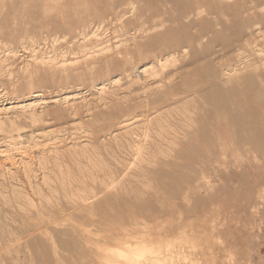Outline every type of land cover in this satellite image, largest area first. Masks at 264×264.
<instances>
[{"label": "bare ground", "instance_id": "obj_1", "mask_svg": "<svg viewBox=\"0 0 264 264\" xmlns=\"http://www.w3.org/2000/svg\"><path fill=\"white\" fill-rule=\"evenodd\" d=\"M91 1L94 2L93 4L100 2V0ZM50 2L52 3L48 4V2V5H45V8L43 7L44 11L47 13L45 14L47 15V21L44 22L41 26L51 25L52 23L56 24L57 26L59 25L58 27L62 29L59 34L64 37L65 45L67 43V45L71 46L70 48L74 46L76 48V51H65L69 56L72 55L70 57H68L65 52H60L61 56L59 57H48L49 59H45L42 56L44 59L39 58V61H35V64H38L36 65L37 68L35 69L39 68L40 71L41 68L45 71V73L48 75V79H45V81H48L52 84V87H54L53 89L57 90L56 93H58L59 91L64 92L63 90L65 88L62 85L63 82L75 83L76 81H80L78 85L74 84L77 85L78 88V90L76 89V91L80 92L73 94L72 96L71 94L73 92L69 96H61V92H59L60 95L53 94L54 96H49L43 90H36L31 92L34 94V96H28L30 98L22 103H19L21 101H17L18 98L16 96L13 98H7L8 101L11 100L14 104L12 103V107H10L9 109H0V112H15V117L13 115V118L10 117V120V118L7 116L8 120L6 119L7 122H9V127L11 128V130H6V127H4L5 124H2V122H0V132H5L3 133L4 144L2 145V149H4L0 150V169H3V171L4 169L5 171L7 170L10 173V176L14 177L17 182H21V186L25 191H38L39 188L41 189L40 184L42 182V185L48 186V183L46 182L47 180L44 177H46L48 173L53 172L54 168L58 165L57 162L60 161L64 157V155L67 154V152L71 151L75 154H86L89 152H94V154L96 153L100 156L101 151H103L107 156L119 155L118 158H120L121 160L120 162H118V164H116L118 167H120L118 170H120L123 175L132 177H147L148 175L151 177H155L156 179H164L163 181H165V178L175 176L169 173L172 170H170L169 172L168 170H166L167 168L174 170V162L162 163L161 161H158L159 157L157 158V156L160 155V159L161 155L163 157L169 156V158L176 156L178 158H188V155L191 152L196 151V145L188 142L183 146L181 150H177L175 146L178 145L180 136L183 138L185 137L186 139H188V141L190 140V138H193L197 141L198 139H200L205 140L209 143L211 140V136L208 134V132L205 133L206 128L209 127L208 125H233L235 129H238L241 132L242 140L246 143L255 141L259 138L260 135L264 133V127L258 129L255 133L249 132V129H252V127H254L255 125H264V0H106V6H94L95 8L93 11V15L95 18L91 17V19H88V21L85 18V14V17L82 16L81 18H78V15L80 14L81 16V13H85L86 11L88 12L90 8L89 0H51ZM10 3L12 4V1ZM101 3H99V5H103ZM33 9L34 8H32L31 10L36 13L37 9L35 8V11ZM91 9L88 13H91V11L93 10ZM21 12H19V14ZM2 17L5 18V15L1 16V18ZM39 25L40 24H38V26ZM27 27H29V25H27ZM36 33L38 34V32ZM10 37L11 40L14 39V37H12L11 35ZM1 38L2 37L0 36V40H2ZM59 39L57 40L59 41ZM61 39L63 40V38ZM22 40H18V43H20V45L25 44V42L27 41L26 40L24 42ZM33 40H35L34 37ZM86 42L89 43L86 44ZM29 43L33 45V41ZM1 45H3V43ZM25 46L27 48V45ZM53 46L55 47V45ZM9 49L13 50L14 48L10 47ZM65 49L66 48H64V50ZM17 50L15 51L19 52ZM2 53V55L4 56V52ZM7 54H5V56H7ZM139 54L142 56L150 57V64L145 63L135 65V57ZM36 56L39 57L38 55ZM15 58L18 59V57ZM6 60L7 62L9 61V59ZM33 60H36V58ZM2 63L0 64V73L1 71L3 73L1 66ZM32 64L31 67H33ZM29 67L30 66H28L27 68L29 69ZM25 70H27L26 65ZM25 73L27 72L25 71ZM0 76L3 75L1 74ZM147 76L157 79V81L154 82L156 85L153 83L156 88L155 91H158L160 94V97L156 101L154 100L150 102L148 95V93L150 92L147 93L146 90L148 84L140 87V84L144 81L145 78H147ZM126 80H130L131 82H141L139 84V91L136 89V96L133 97L131 94L130 96H127V94L125 93L123 94L125 96H119L120 94H118V90L121 89H119V86H121L120 82H125ZM150 80L152 79L149 78L148 83H151ZM131 82L129 84H133V82ZM151 86H153L152 83ZM148 90H151V88ZM153 90L154 89H152L151 91ZM138 92H140L141 94H139ZM94 93L97 94V100L94 99L95 96L94 98L92 97ZM25 97L23 98L25 99ZM88 97H91L92 99ZM150 98H152V96ZM150 104L155 105V107H153L151 111L144 110L137 112L139 106H144L146 109H148L149 107L146 106H149ZM51 106L52 108H50ZM179 106L181 107V110H185L187 113H182V118H178L181 119L178 123H180L182 127H185L184 125L198 126L197 131L194 132L193 135L189 133L190 127L188 126V128L186 127L188 132H180L181 129L183 130V128L179 127L181 129L178 130V128L173 126L172 123L170 124V122L166 118V116L169 115V111L167 112L168 114H166L165 112L166 115H164V111H166V108L170 110ZM169 116L171 118V115ZM57 120H64V126L75 125L74 123H77L78 121L80 122L82 120L85 122V124L99 126L98 129H93L94 131H86V133H84L85 135L82 137L78 136L79 138H76L77 140H81L82 138L80 142L74 139L76 142L70 143L67 138L63 140L58 138L59 141L61 140L60 144L57 143L58 140L56 142V136H54V134L53 136L50 135L51 133L44 128L47 125H53ZM211 120H213L214 122L211 123ZM66 128L68 127L66 126ZM66 128L64 127V129ZM62 129L63 128L61 127V129L59 130L62 131ZM22 132H27V134L21 135ZM74 136L76 137V135ZM158 138L163 140L165 145H160V143L156 144L159 140ZM146 140H150L151 144L147 145L145 143ZM67 141H69V143ZM24 143H28V146H22L24 145ZM77 148H79V150ZM87 157L89 159L90 165L92 166L91 171H96L97 167L95 161L90 156ZM131 158H133V160L135 161L132 162ZM104 160L106 161L105 158ZM51 162L54 163L52 167L50 165ZM113 170L115 169L113 168ZM37 173L41 175L43 181L41 183L35 181L33 184L34 186H32V180H30V178L32 176L36 177ZM21 174L25 175V179L18 180L16 177L20 178ZM105 175H107V172ZM149 180H151V178ZM92 182L95 183L96 181L92 180ZM124 183L117 184L119 186H123L125 185ZM127 183L128 185H131V182ZM96 184H98L99 186H109L112 188L114 187V183L112 180L110 181V179H99ZM72 187L73 186H70V192L66 193L64 197L68 200L69 203L74 204V211L77 212L78 210L80 211L82 207H91V209L95 208L102 210L104 206L102 207L101 203H104L108 204L111 209L120 208L124 210L127 209L128 206H131L137 211L139 210L137 214L138 219H144L145 217V213L142 212V209L151 211V214L148 215L149 217L152 216V214L154 215L156 213L154 209L156 207L153 208V205L144 199L146 198V195L144 196L143 193L141 194V196L135 195L127 198L126 196L123 197L119 193H117L120 190L115 191V187L113 191H108L102 188H96V190L98 191H94L93 188L92 191L86 188L84 190H77L76 188V190H72ZM199 189L200 186L193 184L192 193L194 195L197 194ZM48 191L50 192L49 189ZM184 195L185 194H183V196ZM79 202H82L83 204ZM195 203L197 206L203 205L198 201L197 198H195ZM34 205L35 204H33V207ZM40 205L41 204L39 203L37 204V209L35 212V217L38 223L33 225L32 228L28 226V228L30 229H26V224L24 228L26 231H24L23 226L21 225V229H23L22 231H24L23 234L26 236H32L29 237L31 240L37 237H45V239L47 237V242L50 241L49 239H56L58 241V245L56 246L55 244L56 240L53 242L51 240L52 249L50 250L55 254H57L58 251L60 253V251L62 250L67 251L69 249H72L74 247L75 237L78 236L81 232V228L76 226L78 225V223L74 224L72 227L68 226L70 229H66L65 226L68 223L63 226L64 224H62V222L63 220L66 221L67 217L69 218V215H67L68 213L66 215L65 213H62V215H60L62 217L58 218V211H56L57 214H54L52 216L49 215L50 218H48V223L53 224V228H56L52 229L54 230V233L52 234L51 232L53 231L49 229L51 231L50 232L47 229L48 227H45L46 223H44L45 225L42 223L44 221V214L43 211H41L42 209L40 210L39 208ZM48 206L51 207L50 205ZM42 207L43 206L41 205V208ZM53 209L54 208H52V210ZM160 210L157 212L160 213ZM104 211L105 210H103V213L101 211V215L107 216V213ZM122 218L124 219L125 217H123L122 215ZM153 218L151 219V222ZM13 219L15 218L13 217ZM108 219L109 218H107V220ZM130 225L134 228V230L135 228H141V230L144 229L145 239L141 241L139 235V238L136 239H139L140 241L138 240L137 242H133L132 245H130V243L129 246L131 247L129 248V250H131L132 252H136V250H139L137 251V253L142 250V253L144 252L143 254H145L146 251L148 252L149 250H152L151 252L155 251L156 254L160 255L158 257L156 256L157 259H155L154 262L150 258L145 261L140 260L144 261L143 264H155V262L160 263L165 259L168 260L169 264H212L217 260V257H215V255H212L217 251H215L214 249L213 253L209 251V246L212 244V242L214 243V240L209 236L208 229H206V227H204L200 232L197 233L194 232L193 229H186L184 227V229H181L179 231H177V227H166L165 225H161L159 228L150 226L148 227L146 226V223H140L139 220L130 221ZM5 229L0 230V236L3 238L5 235V231H8L7 229ZM8 235H10L11 237L15 234L11 230V232H8ZM18 236H20V234ZM18 236L16 237H23ZM142 236L143 234L141 235V237ZM178 236H183L185 238L183 240H186V238L194 240V243H190V246H202L203 250H205L197 253L199 251L198 249L196 253L191 254L183 252V249V251H174V253H171V251H168L165 248L169 253L165 251V253L163 254L161 244L163 245L164 241L173 240ZM5 237H8L7 239H9V236ZM14 238L15 236L12 239ZM38 238L32 240L30 243L28 242L29 244L25 243L27 246H29V250L31 247V250L33 248L32 251H34L35 248L32 246L37 247V245L40 244ZM45 239L43 238L44 241H46ZM186 242L189 243V241L187 240ZM85 243H87V241ZM5 244H3L2 246H4ZM47 245H49V243ZM221 245H223V243ZM45 246H43L41 248L42 250H40L41 253L43 252L44 256L48 254V249ZM228 246L229 245H227V247ZM176 248L173 249L175 250ZM220 248L222 250L227 249H224L223 246H221ZM120 249L118 248V250H116L117 253L115 251L116 255L121 254L117 255L119 258H121L122 255H126V251L123 252V250ZM0 250L2 252L4 248L2 247V249ZM118 251L121 253H118ZM115 253H112L113 256L115 255ZM130 255L132 254L130 253ZM227 255L231 256L229 251H225V257ZM105 259L110 260V258L107 257L100 258L97 261L93 260L94 262H92L91 264H104V261H106ZM115 259L116 260L111 261V264H127L124 261L117 260L116 256ZM136 259L138 260L139 258L136 257ZM39 260L36 261L38 262ZM45 260L47 262L46 257ZM135 260L134 263H137V261ZM55 261L56 264H58V261L60 260L57 259Z\"/></svg>", "mask_w": 264, "mask_h": 264}, {"label": "rangeland", "instance_id": "obj_2", "mask_svg": "<svg viewBox=\"0 0 264 264\" xmlns=\"http://www.w3.org/2000/svg\"><path fill=\"white\" fill-rule=\"evenodd\" d=\"M3 1L4 0L0 1V4H1L0 5V36L2 37L1 38L2 40H0V54H1L0 55V62L1 63L3 62L1 65L3 73H2V71L0 73V75L1 74L3 75V76H0L1 77L0 78L1 79L0 80L1 81L0 82V89L2 90V92L0 90V109H3V108L9 109L10 107H12L11 105H12L13 101H11V100L8 101L7 98H13L16 96L18 98L17 101H21L19 103H22V102H25V100H28L30 98L28 96H34V94L31 92L36 91V90L37 91L43 90L49 96H54L53 94H57V95L62 94L61 96H65V95L69 96L73 92L71 94V96H72L73 94L80 92V91H76V89L78 90L77 85L80 83V81H76L75 83L74 82H72V83L71 82L70 83H68V82L64 83L63 82L62 85L65 88L63 90L64 92L59 91V92H61L60 94H59V92L56 93L57 90L53 89L54 87H52V84L48 81H45V79H48V75L45 73V71L42 70L41 68H40V71H39V68L35 69V68H37L36 65H38V64H35L36 63L35 61H39V58L40 59H44V58L47 59L48 57L54 58L55 56H58V57L61 56L60 52L61 53L65 52V51L67 52V50H68V52H69V50H72L70 52L76 51V48L74 46H72V48H73L72 49V48H70L71 46L67 45V43L65 45L64 37H62L59 34L60 31L62 30L58 27L59 25L57 26L56 24L52 23L51 25L41 26L44 22L47 21V15H45L47 13L44 11V8L48 4L52 3V2H50L51 0L50 1L49 0H25V1H23V0H8L9 2L6 0V1H4L5 3ZM11 1H12V4L10 3ZM43 1H44V3H43ZM22 2L25 5H23ZM33 2H34V6H33ZM89 2H90V8H89L88 12L92 8L93 10L91 9L92 10L91 13H88L86 11L85 13H81V16L79 14L78 18H81L85 14L86 17L85 16L84 17L88 21V19H91V17L95 18L93 15L94 14L93 11L95 8L94 6H97V7L106 6V0H103V1L100 0L99 3L102 2L101 4H103V5H99V3H96L97 5L93 4L94 2H92L91 0H89ZM2 4H4V5H2ZM10 5H11V7H10ZM19 5H20V7H19ZM37 6H39V7H37ZM8 7H10V8H8ZM23 8H24V10L25 9L26 10L24 11ZM32 8H34L33 9L34 11H35V8L37 9L36 13L31 10ZM15 9H17V10H15ZM19 12H21L20 13L21 15L19 14ZM37 14H38V16H37ZM4 15H5V18L4 17L1 18V16H4ZM38 17L41 19H39ZM36 19L37 20L39 19V20L37 21ZM21 21L23 22V24ZM27 21H29V22H27ZM38 24H40V25L38 26ZM15 25H16V27H15ZM27 25H29V27H27ZM24 27H27V28H24ZM81 29H83V28H81ZM35 31L38 32V34ZM10 35L12 37H14V39L11 40ZM33 37L35 38V40H33ZM60 37L63 38V40ZM56 38L57 39L60 38L59 39L60 42ZM19 39H21V40L23 39L22 41H24V42L26 40L27 41L25 42V44L20 45V43H18ZM52 40L54 43L52 42ZM31 41H33V45L29 43ZM2 43H3V45L4 44H6V45L3 46V45H1ZM88 43L89 42H86V44H88ZM7 44H9V45H7ZM25 45H27V48ZM53 45H55V47ZM5 46H7V47H5ZM10 47L14 48L13 49L14 51L10 50L9 49ZM23 47H25V48H23ZM68 47H69V49H68ZM18 48H20V49H18ZM64 48H66V49L64 50ZM15 50H17L19 52H16ZM2 52H4V56L2 55L3 54ZM8 52H10V53H8ZM57 52H59V53H57ZM66 52H65V54L68 55ZM16 53H18V54H16ZM55 53H57V54H55ZM5 54H7V56H5ZM8 55H10V56H8ZM36 55H38L39 57H37ZM40 55H41V57H40ZM70 56H72V55H70ZM70 56L68 55V57H70ZM4 57H5V59H4ZM15 57H18V59ZM35 58H36V60H33ZM6 59H9V61L7 62ZM10 60H12V61H10ZM150 62H151L150 57L142 56L140 54L135 57V65L145 64V63L150 64ZM31 64L33 65V67H31ZM7 65H9V66H7ZM25 65H26V69L28 71L25 70ZM127 65H130V64H127ZM28 66H30L29 69L27 68ZM7 67H9V68H7ZM23 69L27 73H25V71ZM5 71H6V73H5ZM149 78L152 79L150 81H151L153 86H151V83H148ZM153 79H155V80H153ZM32 81H34V82H32ZM123 81L120 82L121 86H119V89L120 88L121 89L118 90V94H120L119 96H121L125 93V94H127V96H130V94H131L134 97V96H136L137 90L141 86L148 84L146 90H147V93L150 92V93H148L150 102H152L154 100L156 101L160 97L159 92L155 91L156 90V88H155L156 84L154 82L157 81L156 78H152V77L147 76V78H145L144 81L142 82L143 84L141 82H134V81H132L133 84H129L131 82L130 80H128V81L126 80L125 81L126 83ZM74 84H77V85H74ZM128 84L131 86H129ZM139 84H140V87H139ZM31 85H32V89H31ZM148 86H149V88H148ZM150 88H151V90L152 89H154V90L153 91L148 90ZM27 90L29 91V93ZM54 90H55V92H54ZM133 90H136V91H133ZM50 91H51V93H50ZM65 92H67V93H65ZM132 92H133V94H132ZM2 93H4V94H2ZM138 93L141 94L140 92H138ZM152 93H153V95H152ZM29 94H31V95H29ZM96 95L97 94H95V93H94V95H92L93 98L95 96V98H94L95 100H97ZM123 96H125V95H123ZM151 96H152V98H150ZM23 97H25V99ZM88 98H91V97H88ZM146 107H149V108L146 109L144 106H139L137 109V112L144 111V110L145 111L146 110L151 111V109L153 107H155V105L150 104L149 106H146ZM50 108H52V106ZM176 108H178V109H176ZM176 108L170 109L173 112H171L169 109L166 108V111H164V115H166L168 113H169V115H171V118L169 115L166 116L167 120L170 122V124L172 123L173 126L178 128V130L183 128V130L181 129L180 132H182V131L188 132L187 128L190 127L189 130L191 132L189 131V133L191 135H193V133L197 131L198 126H196V125H184L185 127H182L180 125V123H178L179 120H181V119H178V118H182L181 117L182 113H187V112L185 110L184 111L181 110L180 106L176 107ZM175 110H177V111H175ZM165 112H166V114H165ZM190 112H192V111H190ZM13 115L15 117L14 111H6V112L1 111L0 112V122H2V124H5L4 127H6V130H11V128L9 127V122H7V120H8L7 116L9 118L10 117L13 118ZM175 115H176V117H175ZM11 118H10V120H11ZM64 120H57L53 125H47L46 127H44L45 129H47L51 133L50 135L53 136V134H54V136H56L57 139H55V140H56V142L58 140L57 143H60V144H61L60 141L65 139V138H67V140H69L70 143H74L76 141L80 142L82 140V138H81V140H77L76 138L84 136L85 135L84 133H86V131H90V130L94 131L95 129H98V126H99V125L85 124V122L83 120L80 122L76 121L77 123H74L75 125H65L64 126L63 125ZM175 121H177V122H175ZM4 122H6V123H4ZM173 122H175L176 125ZM213 122L214 121L211 120V123H213ZM59 125H61V126H59ZM66 126L68 128H66ZM208 126L209 127L206 128L205 133L208 132V134L211 136V140L209 142L210 144L208 142H206L205 140L198 139V141H197V140H194L193 138H190V140L188 141V139H186L185 137L184 138L181 136L179 137L178 145L175 146V148L177 150H181L187 142L196 145V151L191 152L188 155L189 159L188 158H178L177 156L176 157H170V158H169V156H167L168 157L167 158V157H163L162 155H161V159H160V155L157 156V158L159 157V160L158 159L157 160L161 161L162 163L174 162L173 163L174 164V170H176V171H174L173 169H170V168H167L166 170H168V172L170 170H172L169 173L171 175L173 174L175 176H171L170 178L167 177V178H165V181H163L164 179H156L155 177H151L148 175H147V177L146 176L132 177V176H127V175L125 176L122 174V172L120 170H118L120 167H118L117 164L121 160L120 158H118L119 155H116V156L108 155L107 156L103 151H101L100 156L97 155L96 153L94 154V152H89L86 154H80V153L75 154L72 151H71L72 153L67 152V154H65L64 157L60 161L57 162V164H58V165L56 164L57 168L53 167L54 171L48 173L46 175V177H44L47 180L46 182L48 183V186L42 185L43 179L41 178V175H39L38 173L36 174L37 175L36 177L38 179L34 176L31 177L32 179L30 178V180H32V186H34L33 184L35 181L38 183L42 182L40 184L41 189L39 188L38 191L37 190H35V191H33V190L27 191L26 190L25 191L21 186L22 185L21 182H17V180H15L14 177L10 176V173L7 170L5 171V169H4V171H3V169L2 170L0 169V182H1L0 183V230H3L5 228L8 230L7 232L5 231L6 229L4 230L5 231L4 238L0 236V249H2V247L4 248V250H2V252L0 250V253H1L0 254V264H40L41 260H42L43 264H45L47 262H48L47 264H50V263L53 264L54 262H55L54 264H56L55 260H57V259L61 261V262L58 261V264H91L92 262H94L93 260L97 261L98 259L105 258V257L110 258V260L105 259L106 261H104V264H108V262H109V264H111V261L116 260L115 256H116L117 260L124 261L127 264H133L136 257L139 259L138 260L136 259L135 261H137V263L135 262L134 264H143V262L149 258L151 260H153V262H154V260L157 259L158 256H160L159 254H156L155 251H153L155 254L153 252H151L152 250L151 251L149 250L148 251L149 253L146 251L147 254L146 253L143 254L144 252L142 253V250L139 253H137V251H139V250H136V252H132L131 250H129V248L131 247V246H129V244L131 243L130 245H132L133 242H137L139 240L136 238L140 237L141 241H143L145 239L144 238L145 237L144 229L141 230V228H137V229L135 228V230H136L135 231L134 228L130 225V221H132V220H139V222L143 223V224L146 223V226H148V227L150 226V227L159 228L161 225H165L166 227H177V231L184 229V228H186V229L189 228V229H193V231L197 232V233L200 232L204 227H206V229H208L209 236L212 237L214 240V243L212 242V244L209 246L210 250L208 248L207 249L209 251H211L212 253L214 252L213 249L215 251H217L216 253L214 252L212 254V255H215V257H217V260L215 262H213L214 264H219V263H221V264H224V263L225 264H264V133L262 134L263 136L260 135L259 138L256 139L255 141L246 143L242 140L241 132L238 129H235L233 127V125H208ZM58 127H60V128H58ZM61 127L63 129L65 127L66 129H64V130L62 129V131H63L62 132L61 130H59V129H61ZM179 127H181V128H179ZM263 127H264V125H255L254 127H252V129H249V132L255 133V132H257L258 129L263 128ZM3 133H5V132H0V140H1L0 141V150L4 149V148L2 149V147H3L2 145L4 144L3 143V141H4L3 140V138H4ZM26 134H27V132L21 133V135H26ZM93 134H95V133H93ZM74 135H76V137ZM58 138L61 140L59 141ZM74 139H76V141ZM69 141H67V142L69 143ZM158 141L156 144L160 143V145H165L163 140L159 139ZM25 142H26V139H25ZM145 143L147 145L151 144L150 140H146ZM197 145H198V147H197ZM22 146H28V143H24V145H22ZM77 149L79 150V148H77ZM87 156H90L95 161L97 170L96 171L94 170V171L96 173L94 171H91L92 166L90 165V162H89V159ZM104 158L106 159V161L104 160ZM102 159H103V161H102ZM131 160H132V162L135 161V160H133V158H131ZM99 162H100V164H99ZM53 164L54 163L51 162V164H50L51 167ZM58 167H59V169H58ZM113 168L115 170H113ZM61 172H62V174H61ZM106 172H107V175H105ZM88 173H90V174H88ZM20 176H21L20 178L19 177H16V178L18 180L19 179H21V180L25 179V175L21 174ZM39 176H40V178H39ZM117 177H118V179H117ZM148 178L149 179L151 178V180H149ZM99 179H105V180L110 179V181L112 180L114 183L115 189H114V187L112 188L109 186H99L98 184H96V182ZM172 179H174V180H172ZM92 180H95L96 182L93 183L94 181L92 182ZM194 180H195V182H194ZM154 181H155V183H154ZM127 182H131V185H128ZM117 183H124L125 185L119 186ZM132 183L134 186L132 185ZM193 184L200 186L198 193L195 195L192 193L193 192L192 191L193 190ZM206 185L209 188H207ZM70 186H73L72 190H76V189L77 190H84L85 188L89 189L90 191H92V188L94 189V191H98V190H96V188L97 189L102 188V189H105L108 191H113V189L115 191L120 190L117 193H119L123 197L126 196L127 198L128 197L130 198V197L135 196V195L141 196V194L143 193L144 196L146 195L145 196L146 198H144V199L146 201L150 202L153 205V208L156 207V208H154L156 211V213H155L156 215L152 214V216H150L151 217L150 218L148 215L151 214V211H148L147 209H145V210L142 209V212L145 213V215H144L145 217H144V219H138L137 214H138L139 210L137 211L136 209H134L131 206H128V208L124 209V210L120 209V208H112L111 209V207L108 204H104V203H101V206L102 207L104 206L102 208V210L95 209V208L91 209V207H82L80 209V211L79 210H78V212L74 211V207H75L74 204L69 203L68 200L64 197L66 195V193L70 192ZM48 189L50 190V192L48 191ZM183 194H185L187 197L185 195H184L185 196L184 197ZM46 196H48V197H46ZM46 198H47V200H46ZM195 198H197L198 201L203 205L197 206L195 203ZM36 203L37 204L39 203L43 206L42 208H41V205L39 207L40 210L42 209L41 211H43L44 218H46V219L43 218V220L45 222L43 221L42 223L43 224L46 223L45 227L46 228L48 227L47 228L48 231H50V230L53 231V232L50 231L52 234L54 233V230H52V229H56V228L55 227L53 228V226H52L53 224L48 223V218H50V216H52L54 214H57L56 211H58V215H59L58 218L62 217V216H60V215H62V213L63 214L65 213V215L68 213L67 214V215H69V218L67 217L68 221L65 219L66 221L63 220V222H62V224H64L63 226H65L67 223L69 224V225L68 224L66 225L67 227L65 226L66 229L69 228L68 226L72 227L74 224L78 223V225H76V226L81 228L82 233L80 232V234L75 237L74 247L72 249H69L67 251L62 250V251H60L61 254L58 251L57 254H55L53 251H50V250L52 249L51 248L52 242L55 241L56 239H54V238L49 239L50 241L47 242V240H48L47 237L45 239V237H39L38 238L36 236L40 241V244H39L40 248H39V245H37V247L32 246L37 250L34 249V251H32L33 248L31 250V247L29 250V246H27L25 243H28V242L30 243L32 240L37 239V238H34L31 240L29 237H32V236H26L23 234V232L26 231L24 229L26 224H27V226H26V229H27L28 226L30 228H32L33 225L38 223L36 220V217H35V212L37 209ZM79 203L83 204L82 202H79ZM18 204H20V205H18ZM28 204H30V205H28ZM33 204H35L34 207H33ZM48 205H50L51 207H49ZM55 205H56V207H55ZM60 206H62V207H60ZM159 207L160 208L162 207L161 208L162 211L160 210ZM49 208H51V209H49ZM52 208H54L55 210L54 209L52 210ZM58 209H61V210H58ZM103 210H105L104 212L107 213V216L101 215L103 213ZM159 210H160V213L157 212ZM101 211H102V213H101ZM47 213H48V215H47ZM72 213H73V215H72ZM122 215H123V217H125L124 219L122 218ZM165 215H167V216H165ZM25 216H27V217H25ZM78 216H81V217H78ZM157 216H159V217H157ZM197 216H199V217H197ZM13 217L15 219H13ZM148 217H149V219H148ZM22 218H25V219H22ZM107 218H109V219L107 220ZM152 218H153V220L151 222ZM9 219H11V220H9ZM29 221L32 222L33 224L30 223ZM204 222L207 224H205ZM21 225L23 226L24 231H22L23 229H21L22 228ZM17 228H19L21 230H19ZM30 228H28V229H30ZM178 228H180V229H178ZM11 230L15 234L14 239H12L14 236H11L12 237L11 238L10 235H8V232L9 231L11 232ZM196 230H198V231H196ZM15 231H16V233H15ZM19 234H20V236H18ZM132 234H134L136 237ZM142 234H143V236H142L143 238L141 237ZM5 236H9V239H7L8 237H5ZM16 236H18V237L23 236V237L17 238ZM25 236H26V238H25ZM33 237H35V236H33ZM130 237H131V239H130ZM132 237H133V240H132ZM43 238L46 241H44ZM183 239H185L183 236H178L177 238H175L173 240L164 241L163 245L161 244L163 254L167 250L171 251V253L172 252L174 253V251L180 252V251H183V249H184L183 252L191 253V254L196 253L198 251V249H199V251L197 253H200L201 251L205 250V249L203 250L202 246H199V247L198 246H196V247L190 246V243H192V242L194 243V240L186 238V240L189 241V243H188V242H186V240H183ZM5 240L7 242L9 240V242L7 243ZM41 240H43L44 242ZM51 240H52V242H51ZM63 241H65V240H63ZM86 241H87V243H85ZM55 242H56L55 244L57 246L58 241L56 240ZM77 242H78V244H77ZM48 243H49V245H47ZM222 243H223V245H221ZM3 244H5V245L2 246ZM118 245H120L122 248ZM170 245H172V246H170ZM227 245H229V246L227 247ZM43 246H45L48 249V254L45 256L43 255V252L42 253L40 252V250H42L41 248ZM221 246H223L224 249H226V248L227 249L222 250L220 248ZM126 247H128V248H126ZM58 248H57V250H58ZM114 248H116V249H114ZM118 248L119 249L121 248L120 250H123V252L126 251V255L121 256L122 259L117 256V255H121V254L116 255V253H117L116 250H118ZM173 248H176V249L174 250ZM190 250H192V251H190ZM218 250H219V252H218ZM35 251L36 252L38 251V252L36 253ZM110 251L113 254L116 251L115 255L113 256V254ZM225 251H229L231 256L227 255L225 257ZM129 252L135 256L137 253V256L136 257L132 256V255H130ZM118 253H121V252L118 251ZM140 253H141V255H140ZM152 253H153V255H152ZM52 254L54 255V257ZM138 254H139V257H138ZM38 256H39V258H38ZM40 256H41V258H40ZM56 256H57V258H56ZM128 256H129V258H128ZM130 256H132V257H130ZM141 256L144 258H142ZM45 257L47 259V262L45 260ZM113 257H114V259H113ZM133 257H135V258H133ZM153 257H155V258H153ZM35 258H37V259H35ZM62 259H64V260H62ZM126 259H129V260H126ZM36 260H39V261L37 262ZM140 260H144V261H140ZM218 261H219V263H218ZM42 262H41V264H42ZM129 262H131V263H129ZM164 262H165V264L166 263L169 264L167 259L163 260V262H160V263L164 264ZM160 263L155 262V264H160Z\"/></svg>", "mask_w": 264, "mask_h": 264}]
</instances>
